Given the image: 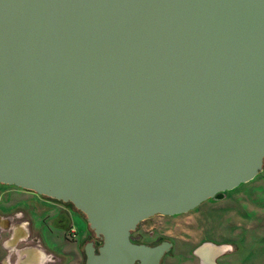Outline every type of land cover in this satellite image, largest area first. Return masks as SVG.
I'll return each instance as SVG.
<instances>
[{"label":"water","instance_id":"1","mask_svg":"<svg viewBox=\"0 0 264 264\" xmlns=\"http://www.w3.org/2000/svg\"><path fill=\"white\" fill-rule=\"evenodd\" d=\"M263 164L264 0H0V184L70 203L84 264H159L139 221Z\"/></svg>","mask_w":264,"mask_h":264},{"label":"rangeland","instance_id":"2","mask_svg":"<svg viewBox=\"0 0 264 264\" xmlns=\"http://www.w3.org/2000/svg\"><path fill=\"white\" fill-rule=\"evenodd\" d=\"M0 189L17 191L7 185ZM159 235L172 241L183 264H204L195 249L206 242L225 248L213 258L215 263L218 258L235 257L240 264H264V164L252 180L224 192L222 198L208 199L176 216L153 215L142 220L132 236L152 242ZM5 237L0 232V244ZM35 246L32 240H20L8 250L0 245V253L9 254L10 263L15 264V254Z\"/></svg>","mask_w":264,"mask_h":264},{"label":"flooded vegetation","instance_id":"3","mask_svg":"<svg viewBox=\"0 0 264 264\" xmlns=\"http://www.w3.org/2000/svg\"><path fill=\"white\" fill-rule=\"evenodd\" d=\"M10 187L17 191L0 189V213H4L5 216L4 219L0 221V232L6 235L2 240L7 245L5 249H10L12 245H15L20 240H32V243L36 245V239L40 241L44 232L53 231V236L55 238L54 246L58 251V253H53L52 258L50 257L45 260L38 255L36 248H28L26 251L22 250L18 254H15V264H84V246L87 242H91L94 247V252H97L100 239L95 237L92 231L87 227L83 216L72 206L68 205L67 202L56 201L37 195L31 191L13 186ZM24 193L31 196L22 197ZM46 203L55 205L56 208L51 210ZM31 214L39 217V222L34 223ZM24 219L27 222L25 226L21 224ZM77 219L85 226L82 227ZM141 221H139L135 229L130 232V241L135 244H144L147 246L168 242L170 245L168 249L162 253L158 263L183 264L181 255L177 251H173L174 244L168 237L159 235L152 242H143L132 236L133 233L137 231V227ZM230 233L232 235L234 234L233 228ZM242 262H244V260ZM213 263L240 264V260L236 261L235 257L232 259L228 258L227 260L218 258L216 263L214 261ZM133 264H138V262L134 261Z\"/></svg>","mask_w":264,"mask_h":264},{"label":"crops","instance_id":"4","mask_svg":"<svg viewBox=\"0 0 264 264\" xmlns=\"http://www.w3.org/2000/svg\"><path fill=\"white\" fill-rule=\"evenodd\" d=\"M29 196H31V195H29L27 193H24V195H22V197H29ZM47 205H48V207L51 210L53 208H56L55 205H51V204H47ZM4 217H5L4 213H0V221L2 219H4ZM31 217H32L34 223L39 222V217H36L34 214H31ZM26 223L27 222H26L25 219H24V221L21 222V224L24 225V226H25ZM54 239L55 238L53 236V231L44 232V234L42 235V238L40 239V241H38L36 239V246H35L36 247V251L38 252V255L43 257L45 260L50 258V257L52 258L54 252L58 253L57 248L54 246L55 245L54 244L55 243ZM0 245H2L4 248L7 246L4 241H2V243ZM0 264H11L10 263L9 254L1 255V253H0Z\"/></svg>","mask_w":264,"mask_h":264},{"label":"bare ground","instance_id":"5","mask_svg":"<svg viewBox=\"0 0 264 264\" xmlns=\"http://www.w3.org/2000/svg\"><path fill=\"white\" fill-rule=\"evenodd\" d=\"M218 254V252L217 251H213V250H206V251H204L203 252V255H204V257L207 259V260H211V259H213L214 258V254ZM214 255V256H213Z\"/></svg>","mask_w":264,"mask_h":264},{"label":"trees","instance_id":"6","mask_svg":"<svg viewBox=\"0 0 264 264\" xmlns=\"http://www.w3.org/2000/svg\"><path fill=\"white\" fill-rule=\"evenodd\" d=\"M251 180H252V179H251ZM241 184H242V183H241ZM239 185H240V184H239ZM233 189H234V188H233ZM233 189H232V190H233ZM230 191H231V190H230ZM225 192H226V191H225ZM67 204L70 205V206H72L70 203H67ZM195 208H196V207H195Z\"/></svg>","mask_w":264,"mask_h":264}]
</instances>
